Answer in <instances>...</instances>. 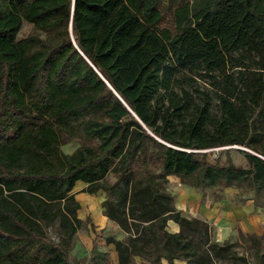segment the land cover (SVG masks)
I'll return each instance as SVG.
<instances>
[{"label": "trees", "instance_id": "obj_1", "mask_svg": "<svg viewBox=\"0 0 264 264\" xmlns=\"http://www.w3.org/2000/svg\"><path fill=\"white\" fill-rule=\"evenodd\" d=\"M162 7L0 0V264H73L87 225L79 181L103 193L104 215L126 233L107 239L116 264H264V233L236 227L234 240H213L209 222L184 215L166 189L170 175L201 191L247 187L264 208V129L254 122L264 116V0L187 2L175 33L161 27ZM23 21L48 37H19ZM65 138L80 145L66 153ZM233 145L249 150L248 167L207 159ZM89 264L113 263L94 247Z\"/></svg>", "mask_w": 264, "mask_h": 264}, {"label": "rangeland", "instance_id": "obj_2", "mask_svg": "<svg viewBox=\"0 0 264 264\" xmlns=\"http://www.w3.org/2000/svg\"><path fill=\"white\" fill-rule=\"evenodd\" d=\"M193 0H161L162 2V11H163V21L161 23V27H166L172 30V33H175V18H174V11L179 6H183L185 3H191ZM37 31L43 37H48L45 31L34 28L32 23L27 21H23L19 37L25 36L27 33L31 31ZM51 37L53 36L52 33ZM237 69V68H236ZM238 71V70H236ZM254 122L258 127L262 130L264 129V116L259 115L254 117ZM261 125L263 128H261ZM81 138H84L82 135ZM69 139L65 138L63 140L62 149L66 153H72L79 145L80 139ZM240 146H225V147H217L213 149L205 150L207 152V159L212 163H218L220 165L227 164L230 160L237 166L246 168L248 167L247 159L245 153L242 151H247L245 148H238ZM242 147V146H241ZM114 178L111 176L110 181H113ZM85 184H79L77 188L74 190L78 193L77 199L81 204V209L79 210V216L86 220L87 225L80 228V230L76 234V239L74 241L73 247L69 252L70 261L73 264H89L91 261V254L94 247L102 252H109V260L113 263V254L116 252L115 246L110 248V244H107L108 237H114L117 239H122L125 237L126 233L113 221L108 220L103 213V208L101 206L102 197L100 193L96 195H91L87 192L83 191ZM166 189L169 193L174 195V203L178 202L179 196L183 193L184 190H192L194 194H199L202 196L201 203H210L215 204L216 202L230 198L233 196L234 202H242L248 199H253L255 192L250 190L247 187H239V186H231L227 188H222L219 193H216L214 190L206 189L201 191L200 189L194 188L189 186L188 184H184L180 181V179L174 175L169 176V182L166 185ZM221 194V195H220ZM103 195V194H102ZM104 197V196H103ZM191 197H189L190 200ZM260 201H263V198H260ZM176 208L180 210L177 206ZM257 209V208H256ZM259 211H262L261 207H258ZM184 212L183 210H181ZM189 216L188 217H197L201 219H205L200 215L194 216L190 211H187ZM206 220V219H205ZM209 222V221H208ZM211 238L216 240V227L211 223ZM168 229L170 230L171 227L168 225ZM236 237H237V231ZM49 236L53 239L58 240V236L56 234V228L50 227L48 230ZM235 237V238H236ZM235 238L231 239L234 240ZM239 252H243L241 247H238ZM204 253V252H203ZM133 264H150L148 261L137 257ZM156 264H187L186 261L176 260L173 263H169L166 260H162L160 263Z\"/></svg>", "mask_w": 264, "mask_h": 264}, {"label": "crops", "instance_id": "obj_3", "mask_svg": "<svg viewBox=\"0 0 264 264\" xmlns=\"http://www.w3.org/2000/svg\"><path fill=\"white\" fill-rule=\"evenodd\" d=\"M83 182H77L75 188ZM78 194V193H77ZM103 193H100L102 201L104 199ZM77 197V195H76ZM189 197L190 200H189ZM202 196L194 194L192 190H184L179 196L176 206L183 210V214L189 216L187 211L196 216L204 217L209 223L216 227V240L224 242L228 239L236 237V227H239L244 233H264V208L262 211L257 210L258 207L254 205L253 199H248L242 202H234L233 196L222 199L215 204L201 203ZM257 208V209H256ZM107 218L108 222V217ZM171 232L179 231V226L174 221H170ZM113 245L110 244V248ZM116 251V250H115ZM113 264L118 261L117 251L113 254Z\"/></svg>", "mask_w": 264, "mask_h": 264}, {"label": "water", "instance_id": "obj_4", "mask_svg": "<svg viewBox=\"0 0 264 264\" xmlns=\"http://www.w3.org/2000/svg\"><path fill=\"white\" fill-rule=\"evenodd\" d=\"M72 32V31H71ZM74 40V39H73ZM75 44H76V42H75ZM77 45V44H76ZM117 94V93H116ZM118 95V94H117ZM129 108V107H128ZM129 110H131L130 108H129ZM158 139V138H157ZM161 142H162V140H160ZM165 143V142H164ZM233 146H235V147H237V145H233ZM238 148H244V147H238ZM246 149V148H245ZM246 150H248V149H246ZM249 151V150H248ZM254 153V152H253ZM256 154V153H255ZM257 155V154H256Z\"/></svg>", "mask_w": 264, "mask_h": 264}]
</instances>
